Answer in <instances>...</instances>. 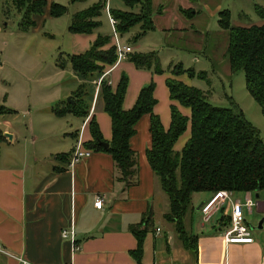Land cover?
Returning <instances> with one entry per match:
<instances>
[{
    "label": "crops",
    "instance_id": "obj_1",
    "mask_svg": "<svg viewBox=\"0 0 264 264\" xmlns=\"http://www.w3.org/2000/svg\"><path fill=\"white\" fill-rule=\"evenodd\" d=\"M151 32L155 33L156 28L147 35ZM135 35L126 41L132 53H138L141 43V40L135 45L129 43ZM90 38L87 40L85 35L72 34L73 50L70 55L89 50L96 37ZM124 73L128 75L129 83L123 110H130L141 88L154 81L156 104L153 113L159 117L163 129L167 131L170 126L172 105L183 116L190 118L188 108L171 101L166 86L168 79H176L189 86L183 81L185 74L178 77L168 73L151 75L123 60L106 68L102 74L84 80L72 72L77 86L69 94L73 97L78 87L84 85L86 96L83 95L81 100L88 109L87 117H77L80 118L78 126L70 128L74 130L71 137L77 141L76 145L71 142L65 149L54 147L55 140L50 139L54 125L47 124L44 113L40 115L44 119L40 121L39 136H35L30 122L28 132L31 138L24 139L23 143H28L23 147L17 134L10 130V123L6 119L1 121L4 140L0 143V244L3 249L0 264H21V260L28 264H264V193L259 198V209L255 207L263 220L262 229L251 233V244H225L221 234L226 226L221 219L229 217L230 213V205L225 203L228 207L212 225V231L204 233L201 228L220 209L208 222L202 221L197 225L199 234L193 236V247L184 248L189 253L174 255L172 248L176 244L171 238L160 249L156 236L161 231L157 228L159 231L152 230L151 237L146 233L140 260L136 261L131 256L137 248L132 229L146 228L147 232L150 224L147 217L160 211L164 204L158 180L146 158V151L151 145L149 116H143L137 123L135 135L130 140V148L137 157L130 187L118 181L117 171L108 154L91 152L88 158L71 164L76 146L80 144L84 148L83 143L91 140L90 120L94 119L97 123L102 139L110 142L111 120L97 99L98 81L105 78L115 89ZM6 134L11 135V140L6 138ZM189 138L190 124L174 144L173 151L180 152ZM38 144L39 148L36 147ZM244 195L253 197L250 193ZM96 197L103 201L101 209L93 206ZM187 216L192 228V216L190 213ZM63 231L68 233L66 238L62 237ZM173 232L180 242L174 227Z\"/></svg>",
    "mask_w": 264,
    "mask_h": 264
},
{
    "label": "trees",
    "instance_id": "obj_2",
    "mask_svg": "<svg viewBox=\"0 0 264 264\" xmlns=\"http://www.w3.org/2000/svg\"><path fill=\"white\" fill-rule=\"evenodd\" d=\"M133 9L140 6L139 14L111 10L117 20L116 30L123 36L137 25L142 31L131 42L136 44L147 32L153 31L150 21L151 0H122ZM194 1V0H190ZM13 9L21 13L19 29L26 33L35 28L36 17L44 15L48 9L51 18L62 17L67 9L59 4H48L45 0H10ZM258 13H264L257 7ZM102 6L94 5L89 9L73 15L68 28L71 34L89 35L101 25L98 18ZM162 11L161 7L158 13ZM187 19L195 15L191 10H179ZM219 27L228 32L226 58L231 73L241 71L244 75L248 94L259 105L264 117V26L232 27L228 11L219 14ZM126 60L136 69H151L161 73L156 53H131ZM154 62V64H153ZM116 63L115 48L112 38L98 34L89 50L68 55L67 61L58 63L64 70L67 66L81 79L100 75ZM171 74L178 77L186 74L188 78L204 80L206 74L183 69L175 65ZM127 77L121 76L115 89L102 78L97 99L102 110L111 120L112 137L105 142L94 119L88 124L91 140L83 143L91 152H102L111 156L118 174V181L130 187L137 165L136 154L130 148V140L135 135V127L143 116H149L150 148L146 151L147 162L158 180L161 191L166 195L168 211L164 219L171 223L174 231L185 249H191L194 237L185 228L187 215L194 211L192 195L218 191L236 193H264V142L258 131L245 119L243 112L231 102V108H220L208 102V94L192 86H187L176 79L166 80L171 101L190 110V118L183 116L176 106L170 107L171 122L167 131L161 125L159 117L153 113L156 101L153 97L154 85L142 87L134 106L123 110V100L127 89ZM84 85H80L73 94L74 104L59 110L53 109L57 117L66 114L86 118L88 109L81 100ZM230 100V99H229ZM14 111L0 103V118L13 114ZM190 124V138L180 152L173 151L176 141ZM4 140L0 130V143ZM100 143H107L104 149ZM227 227L229 217L221 219ZM132 234L137 240V248L131 256L139 261L146 235V228H133Z\"/></svg>",
    "mask_w": 264,
    "mask_h": 264
},
{
    "label": "rangeland",
    "instance_id": "obj_3",
    "mask_svg": "<svg viewBox=\"0 0 264 264\" xmlns=\"http://www.w3.org/2000/svg\"><path fill=\"white\" fill-rule=\"evenodd\" d=\"M45 1L48 4L56 3L65 7L66 13L60 18H51L46 9L43 16L35 18V28L24 33L19 29L22 14L12 8L10 0H0V103L14 111L13 114L0 118V130L3 129L1 121L6 119L10 123V130L17 134L16 136L21 141L20 145L23 147L28 143H23L24 139L30 140L31 138L28 132L30 122H32L35 136H39L40 121L44 119V116L40 115L44 113L47 124L54 125L50 137L55 140L54 147L65 149L71 142L77 144L75 138L71 137L74 130L70 128L78 126L77 122L80 118L70 114L57 117L53 109L64 108L67 105V99L71 97L69 92L75 90L77 85H75V78L70 67L61 70L57 64L64 60L67 61V56L73 50L72 34L68 32L73 15L94 5H100L103 8L104 1ZM108 1L111 10L136 14L140 12V6L129 9L122 0ZM159 7L162 9L160 13H158ZM257 7L264 13V0H151L149 17L156 32L148 35L147 32L145 34L147 36L144 35L145 37L140 39V48L137 52L156 53L161 73H155L154 66L151 69L137 70L150 72L151 75H162L171 74L175 65H182L183 69H192L196 74L205 73L204 80L198 79L197 76L190 79L186 74L181 76L189 86L206 92L211 105L231 108V102L234 103L242 110L245 119L258 131L264 142V117L259 105L247 92L243 73L241 71L230 72L226 58L228 32L218 25L219 14L228 11L232 27L264 26V17L258 13ZM180 8L190 9L195 15L187 19L180 13ZM98 21L101 23L100 27L93 33L85 35V39L95 38L98 34L112 38L108 16L103 9ZM142 25L132 28L130 36L119 35L120 44L127 45L126 41L131 35L142 31ZM129 43L132 44V42ZM124 76L127 77L128 85V75L124 73ZM149 84H153L154 88L156 86L154 81H150L143 87ZM67 93L69 95L66 96ZM39 145L36 147L39 148ZM206 194L192 195L191 203L194 207V211L190 212L192 228L188 216L184 221L189 235L199 234L197 225L202 222V215L195 209L210 199V195ZM161 195L164 197L161 210L147 217L150 221L147 235L151 237L152 230L159 228L161 232L157 233L156 241L160 249L161 247L163 249L166 241L171 238L172 243L176 244L172 248L174 255L189 253L176 239L172 224L163 217V213L168 210V201L162 191ZM244 196L242 193L233 195L241 203H244ZM227 207V204L223 205V208L212 216L210 222L203 229L201 228V231L204 233L212 231V225L224 215ZM243 215L250 229L251 227L256 228L262 220L255 208L251 215L243 209ZM252 232L254 233V230H251ZM162 254L165 255L163 252Z\"/></svg>",
    "mask_w": 264,
    "mask_h": 264
},
{
    "label": "built area",
    "instance_id": "obj_4",
    "mask_svg": "<svg viewBox=\"0 0 264 264\" xmlns=\"http://www.w3.org/2000/svg\"><path fill=\"white\" fill-rule=\"evenodd\" d=\"M104 1L103 10L107 13L108 22L112 30V41L115 48L116 63H119L123 60H126L127 56L132 53V49L128 45L122 46L120 44V36L116 30L117 20L114 19L111 13L108 0ZM101 79L98 81L100 85ZM91 155V151L83 149L80 144H78L71 155V164L80 161L81 159L88 158ZM244 203H241L240 200L233 198V193L227 191H218L212 195V197L205 201L200 207V213L202 215V221L204 223L208 222L209 218L217 212L219 209L223 208L225 203L230 205L229 218L230 222L226 229L222 232V239L225 244H251L253 243V238L251 236V229L248 226V223L243 215V209L246 213L251 215L253 209L256 207V202L252 196H245ZM102 199L96 197L93 203L94 208L101 209ZM159 230L157 229V232ZM67 232H62V237H67ZM0 252H3L2 246L0 244ZM21 264H28L24 261H20Z\"/></svg>",
    "mask_w": 264,
    "mask_h": 264
},
{
    "label": "water",
    "instance_id": "obj_5",
    "mask_svg": "<svg viewBox=\"0 0 264 264\" xmlns=\"http://www.w3.org/2000/svg\"><path fill=\"white\" fill-rule=\"evenodd\" d=\"M67 103L73 105V104H74V101L71 99V97H69V98L67 99ZM5 136H6L7 139L11 140V135L6 134ZM100 145H101L104 149H108V147H109V145H108L107 143H100ZM253 198H254V200L256 201V207H257V209H259V206H260V202H259V193H258V192L254 193V194H253ZM202 204H203V203H201L200 205H198V207H196L195 210L199 212V211H200V207L202 206ZM262 224H263V220H261V221L259 222V224L257 225L256 228L251 227V230H261V229H262Z\"/></svg>",
    "mask_w": 264,
    "mask_h": 264
}]
</instances>
